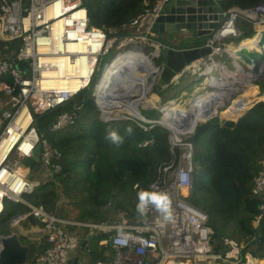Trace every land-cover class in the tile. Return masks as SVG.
<instances>
[{"label":"built area","instance_id":"built-area-1","mask_svg":"<svg viewBox=\"0 0 264 264\" xmlns=\"http://www.w3.org/2000/svg\"><path fill=\"white\" fill-rule=\"evenodd\" d=\"M167 1L156 0L151 7L133 17L129 29H134V33L130 36L109 37L104 30L90 23L84 0H0V41H20L7 56H0V77L11 79V83L0 81V92L7 96L3 101L0 95L3 109L0 112V219L4 218L8 207L20 206L22 217L19 221L26 220L23 209L27 206L41 229L37 239L43 238L48 243L42 252L29 254L25 264H73L72 252L80 246L81 240L78 229L87 230L89 235L108 233L100 244L108 245L109 252L93 264H264V257L256 259L250 253L241 257V247L231 239L224 241V254L214 251L213 231L207 214L188 200L192 189V143L186 135L174 137L172 131H168L172 158L158 167L155 178L147 185L148 191L169 194L172 202L170 220H165L150 206L146 215L133 221L119 214L117 221L81 222L64 219L32 199L40 182L61 171L58 163L61 154L43 134L37 132L34 116L66 104L90 87L98 104L96 85L109 62L118 54L144 53L139 44L154 45L156 34L150 25ZM224 12V20L206 39L210 54L184 66L183 77L195 72L199 76L211 63L228 69L220 59H215L222 53L232 59L234 67L237 65V60L226 53L228 47H233L227 46L226 41L239 36V20L255 25L252 39L264 27V1L250 9L230 7ZM107 55L110 57L95 79L102 59ZM24 60L28 63L24 70H20L17 64ZM207 78L212 77L204 75L203 79ZM258 94L263 98H256L252 104L264 101V92L258 91ZM102 114L100 111V116ZM76 118V109L62 111L55 116L49 130L59 131L73 125ZM117 119L120 115L107 118L108 121ZM138 124L147 129L142 123ZM192 133L189 132L187 137ZM38 143L43 173L40 179H35L36 171L28 177L30 168L23 161L33 154ZM146 143L148 141H143L140 145ZM252 193L264 198V164L254 178ZM258 210L254 225L264 218V203L258 206ZM120 228L123 234L118 231ZM3 234L0 232V236ZM124 234L130 238H125Z\"/></svg>","mask_w":264,"mask_h":264},{"label":"trees","instance_id":"trees-1","mask_svg":"<svg viewBox=\"0 0 264 264\" xmlns=\"http://www.w3.org/2000/svg\"><path fill=\"white\" fill-rule=\"evenodd\" d=\"M155 1L84 0V6L90 23L111 37L131 34L129 21ZM263 1L218 0V3L224 10L230 7L245 10ZM237 25L240 30L237 38L240 40L254 35L256 28L253 23L241 19ZM19 43L17 39L0 41V56H7ZM198 43L202 44L203 40ZM1 80L11 83L8 76L0 77ZM256 85L261 93L264 92V77ZM85 92L79 94L73 107L71 100L34 116L37 132L43 134L61 154L58 160L61 171L41 182L32 199L64 219L92 223L102 222L101 202L105 200L108 204L106 221H117L119 214L133 221L140 216L136 211L137 193L147 190L158 167L172 158L169 132L160 124L151 125L136 119H95L85 123L84 111L89 108L87 97L83 98ZM198 101L210 107L214 106L216 98L210 93ZM76 103H79L78 108H75ZM61 109H76L75 123L59 131H47L46 128ZM80 110L82 112L79 113ZM146 111L142 113L147 118L158 117L156 110ZM210 112L213 114L214 108ZM240 113L230 102L220 112V118L230 120L213 117L200 122L188 137L193 146L192 189L188 200L207 214L208 224L213 231L211 240L214 251L224 254V241L231 239L241 247V257L250 253L260 259L264 257V218L255 225L253 221L264 198L254 195L252 186L264 164V101L253 104L242 116ZM138 122L147 129H143ZM129 127L133 129L131 135L126 133ZM110 129L117 130L123 137L121 145H113L106 139ZM143 141L148 143L140 145ZM19 209L20 206L8 207L1 223L4 222L5 227L13 224L14 219L8 220ZM80 237V244L88 238L84 247L86 264H93L108 254L109 246L100 244L108 237L107 232L93 234L90 240L85 230ZM20 241L28 246L29 254L42 252L48 245L43 238L21 237Z\"/></svg>","mask_w":264,"mask_h":264},{"label":"water","instance_id":"water-1","mask_svg":"<svg viewBox=\"0 0 264 264\" xmlns=\"http://www.w3.org/2000/svg\"><path fill=\"white\" fill-rule=\"evenodd\" d=\"M224 18L225 12L218 3V0H168L161 9L159 15L151 22L150 25L151 31L156 34L154 40H157L159 44L156 45V48L152 46L153 51L149 54L151 57V65L154 69L146 76L147 90L144 94L149 95V93L154 91L153 94L158 95V92L164 91L171 86L175 87L179 85L184 79L182 74L184 66L191 62L202 60L210 54L211 48L205 45L206 39L212 31L219 27ZM162 36L167 39L177 37L179 43L177 45L164 43V41H161ZM200 40H203L202 44L198 43ZM242 41L243 40H240L237 45L231 49L228 47L226 49V53L237 60V65L241 70H243L242 66L244 67L243 71L247 74L248 81L256 85V83L264 77V27L258 30V36L254 41V47L248 48L246 45L242 44ZM155 59L159 60L158 64H154ZM27 63L28 60H24L23 62L18 63L17 67L20 70H24ZM104 67H102V71ZM130 68H133V70H142V65L140 63L133 65V67L131 65L128 67L127 64L120 65L115 71L116 80L113 81L108 88L107 97H113L112 93L113 91H116L117 87L116 81L121 74ZM209 75L214 79H218L220 77L218 71H215V69L211 71ZM203 77L204 73H201L199 78L201 79ZM206 86L211 91L215 89V87L211 84H207ZM94 88L95 85L93 86V89ZM85 96L86 94L83 95V98ZM92 96L93 91L91 93V97ZM117 96L122 97L119 95ZM142 96L143 94L139 95L138 92H135L129 93L123 96V98L127 100H139ZM230 96L231 95L228 97V101L231 99ZM170 101L171 100H168L167 103ZM165 104L161 105L158 109L159 115L156 119L147 118L140 109L142 106L139 105L136 106L137 115L132 116L128 114H121L120 118H132L140 122L151 123L152 125L160 124L171 132L170 128L165 125L162 120L163 107ZM78 105L79 103L75 104V106ZM96 107L99 111H102L98 104H96ZM145 107L155 108L154 105H147ZM221 107L225 106L222 104ZM210 109L211 107L208 105H203L201 110L204 111L206 116L204 120L200 122H204L213 117H218L216 113L210 114ZM244 112L240 116H242ZM99 120L108 121L107 118L105 119L102 116H100ZM200 122H194L190 133L194 131L195 127ZM187 124L188 123L185 122L183 125L177 126L181 128ZM39 150L40 144L38 143L34 148L33 154L30 157L25 158L23 161V164L30 168L28 177H32L36 169L40 167L38 156ZM107 208L108 204L106 201H102V221H106ZM29 212L30 209L27 206L24 207L23 213L25 215H23V218L34 225L35 220ZM20 216L21 214L18 215V218ZM0 245H3V250L0 251V264H25L29 255V248L26 244L21 243L17 233L8 231L1 235ZM84 245L85 241L82 242L81 247L83 248ZM73 264L79 263L76 259H74Z\"/></svg>","mask_w":264,"mask_h":264},{"label":"bare ground","instance_id":"bare-ground-1","mask_svg":"<svg viewBox=\"0 0 264 264\" xmlns=\"http://www.w3.org/2000/svg\"><path fill=\"white\" fill-rule=\"evenodd\" d=\"M255 39L248 38L242 41L243 45H246L248 48L254 47ZM232 47H229L231 49ZM139 51H134L130 53H122L115 56L107 65L106 69L102 73V76L97 82L95 97L97 99V103L102 110L103 118H111L114 116H118L121 114L124 115H137L136 106H147V105H155L156 94L146 95L144 92L147 90L146 86V76L152 71L154 68L151 65V59ZM140 63L142 65V70H133L130 68L123 74H121L116 81L117 87L116 91H113L111 98L107 97L108 88L113 81L116 80L115 71L116 69L122 65L127 64L128 67ZM218 71L220 77L216 80L214 78L205 79V84H211L215 87L213 91H217V95L215 96L216 100L220 102L224 99H228L229 95H231L235 90H240L242 88V95L239 99H233L231 102L235 103L239 107L244 108L245 110L251 105V97L249 96L250 90L246 87L249 84L247 79V74L235 64V71H230L224 67H220L216 63H211L206 66L204 75H207L213 71ZM252 88V87H251ZM219 91V92H218ZM138 92L139 95H142V98L139 100H127L124 99L123 96L129 93ZM210 92L197 93L193 95V98L190 102H193L195 98H198L200 95L210 94ZM252 94L255 92L258 93L257 86L254 85L252 90ZM212 94V93H211ZM115 95V96H114ZM122 96V97H118ZM254 96V95H252ZM171 103H167L163 107V122L167 125L173 133L174 137L187 135L191 131V127L196 122L198 118V114L192 111L191 104L188 109L185 108H169L175 104V100H171ZM161 105V104H160ZM204 105V104H203ZM202 105V106H203ZM235 105V106H236ZM215 110V107H214ZM215 113V112H214ZM213 113V114H214ZM243 113V112H242ZM114 114V115H111ZM241 114V113H240ZM188 123L184 127L179 128L177 125H183L184 123ZM183 123V124H181Z\"/></svg>","mask_w":264,"mask_h":264},{"label":"rangeland","instance_id":"rangeland-1","mask_svg":"<svg viewBox=\"0 0 264 264\" xmlns=\"http://www.w3.org/2000/svg\"><path fill=\"white\" fill-rule=\"evenodd\" d=\"M131 30V31H130ZM129 31L130 32H132L133 33V30L132 29H130ZM131 33V34H132ZM130 34V35H131ZM127 35H129V34H127ZM129 35V36H130ZM123 36H125V35H122V36H116V37H123ZM164 36H162V38H163ZM240 41V38H234V39H231V40H227L226 41V44H227V46H233V47H235L236 45H237V43ZM139 46V48L144 52L143 54H144V56L146 55L147 57H148V59L150 60L151 59V57H150V55H149V53L150 52H152L153 51V47H151L150 45H147V46H143V45H141V44H139L138 45ZM140 52V51H139ZM142 53V52H141ZM111 54H113V52L111 53ZM142 54V55H143ZM109 55H107V56H105V57H103V59H102V62H101V64H100V66H99V69H98V71H97V73H96V77H95V79H97V77L99 76V74H100V71H101V68H102V65H103V63H105V62H107L108 61V59H109ZM215 59L216 60H218V59H220L226 66H227V68L230 70V71H235V67L232 65V59L230 58V57H228V55L227 54H221V55H217L216 57H215ZM154 61V60H153ZM159 60L158 59H155V61H154V64H158L159 62H158ZM242 68H243V70H244V67L242 66ZM253 86H254V84H252L251 82H249V84H248V86L246 87L248 90H250V94H249V96L251 97V104L253 103V101L256 99V98H262L261 96H259L258 95V93L257 92H255V94H252V92H251V90H252V88H253ZM257 86V85H256ZM252 87V88H251ZM207 90H210L207 86H206V84H205V80L203 79V78H199V76H198V74H197V72H195L194 74H191V73H187L186 74V76L184 77V79L181 81V83L179 84V85H177V86H171L167 91H165V92H163V93H161V94H158V97H157V99H156V102H155V108H150V107H145V106H142L140 109H141V111H143L144 113H147L148 111H146V110H151V109H154V110H156L157 111V114L159 115V112H158V109L160 108V106L161 105H163V104H167V101L168 100H175V104H174V107H173V105L169 108V110L170 109H173V108H185V109H188L190 106V104H191V106H192V111L194 112H196L199 116H198V118L196 119L197 121L196 122H200V121H202V120H204V118H205V116H206V114H204V111L203 110H201L202 109V105H203V103L202 102H199L198 100L201 98V97H204L205 95H207V94H202V95H200L198 98H195V100L193 101V102H190L191 101V99L193 98V95H195V94H197V93H204L205 91H207ZM257 90L258 91H260L259 89H258V86H257ZM219 92V91H218ZM91 93H92V88L91 89H88L86 92H85V94H86V97H87V100H88V102H89V108L87 109V110H85L84 111V121H85V123H87V122H90V121H92V120H95V119H99L100 118V111L97 109V107H96V103H95V100H94V98L93 97H91ZM154 93V91H152L151 93H149V95L150 94H153ZM212 94H214V96H216L217 95V91H212L211 92ZM0 95H1V97H2V100L3 101H5V99L7 98V96L5 95V93L2 91V92H0ZM81 95V94H80ZM80 95H78L77 97H75L73 100H72V102H71V106L73 107V105H74V103L76 102V100L80 97ZM241 95H242V88L240 89V90H235L232 94H231V98L233 99V98H235V99H239L240 97H241ZM252 95H254V96H252ZM156 98V97H155ZM83 100V99H82ZM197 101V102H196ZM96 102H97V99H96ZM229 102L230 101H228V100H226V99H224V100H222L221 102L219 101V100H216L215 101V103H214V106H210L211 108H214L215 107V113L218 115V117H219V119H221V120H230V119H225V118H220V117H222L221 115H220V112H221V110L222 109H220L221 108V106H222V104L224 103V105H226L227 106V104H229ZM235 103H232L234 106L236 105V101H234ZM169 103H171V102H169ZM190 103V104H189ZM161 104V105H160ZM165 104V105H166ZM1 105L2 104H0V112H2L3 111V109L1 108ZM202 106V107H201ZM236 107H237V109L240 111V112H243L245 109L244 108H242V107H239V106H237L236 105ZM7 109H8V107H6ZM224 109V108H223ZM62 110L63 109H61L58 113H60V112H62ZM64 111V110H63ZM80 112H82V110H80L79 111V113ZM194 112V113H195ZM195 113V114H196ZM209 113L210 114H212L211 112H210V110H209ZM111 115H114V114H111ZM238 116V115H237ZM232 121H236V119L235 120H232ZM49 127H50V125L46 128V130L47 131H49ZM187 139H188V137H187V135L185 136ZM185 137H183V138H185ZM42 173H43V169H42V167H39V168H37V170H36V173H35V175H34V178L35 179H40L41 178V176H42ZM41 183V182H40ZM21 211V209H19L15 214H14V216L13 217H11L12 219H14V221L15 222H13V224H10V225H7L6 227H5V225H4V222H2L1 223V221H2V219H0V227L2 226V232H8L9 230H10V232H16V226H17V223L19 224V226H22V227H25V228H27L28 226H31V224H29L28 223V221L27 220H20L19 221V218H18V215L20 214L19 212ZM12 219H10V220H12ZM10 220H8V221H10ZM7 221V222H8ZM6 223V222H5ZM4 225V226H3ZM37 225V224H36ZM37 226H39V225H37ZM14 228V229H13ZM77 232L78 233H80V236H82V234H83V231L81 230V229H78L77 230ZM82 232V233H81ZM17 233V232H16ZM19 236V235H18ZM32 236H34V235H32ZM92 236H93V234L91 233V236L89 235V237H90V240H92ZM19 238H21V236H19Z\"/></svg>","mask_w":264,"mask_h":264},{"label":"clouds","instance_id":"clouds-1","mask_svg":"<svg viewBox=\"0 0 264 264\" xmlns=\"http://www.w3.org/2000/svg\"><path fill=\"white\" fill-rule=\"evenodd\" d=\"M133 129L131 127L126 129V133L131 135ZM106 139L109 140L113 145L119 146L123 143V137L115 129H110L107 132ZM171 199L168 193L156 190H145L137 193L136 211L139 215H146L149 207L151 206L156 211L164 216L165 220H170L172 217L171 213ZM118 231L123 234V229L120 228ZM6 233V232H2ZM16 233V232H15ZM125 238H130L126 234ZM3 250V245H0V251Z\"/></svg>","mask_w":264,"mask_h":264},{"label":"crops","instance_id":"crops-1","mask_svg":"<svg viewBox=\"0 0 264 264\" xmlns=\"http://www.w3.org/2000/svg\"><path fill=\"white\" fill-rule=\"evenodd\" d=\"M161 41H164V43H170V44H175V45H177L179 43L177 37H174L173 39H167V38L163 37ZM153 42H154L153 47L156 48V45L159 44V42L157 40H154ZM29 224H31V223H29ZM16 232H17V235H19L21 237H26L29 239L30 238L31 239H37L41 234V229L36 224H34V225L31 224V226H28L27 228H25V227L19 226V224L17 223ZM77 234L80 236V233L77 232ZM32 235H34V236H32ZM81 244L75 251L72 252V256L74 257V259L77 260V262L79 264H86V261H87L86 253L84 251V247L83 248L81 247Z\"/></svg>","mask_w":264,"mask_h":264}]
</instances>
